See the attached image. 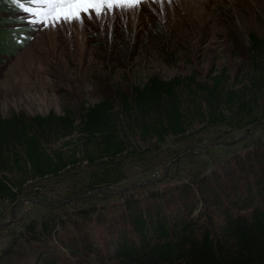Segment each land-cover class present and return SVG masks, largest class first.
Returning a JSON list of instances; mask_svg holds the SVG:
<instances>
[{
	"label": "rangeland",
	"instance_id": "obj_1",
	"mask_svg": "<svg viewBox=\"0 0 264 264\" xmlns=\"http://www.w3.org/2000/svg\"><path fill=\"white\" fill-rule=\"evenodd\" d=\"M1 2L6 9L0 11V30L15 43L26 42L10 56L0 51V116L60 114L63 107L77 113L116 86L142 83L152 74L193 75L208 85L219 75V114L231 117L241 98L251 104L255 120L244 118L252 122L240 128L205 123L198 116L206 109L201 94L186 92V133L156 145L131 129L124 154L105 164L121 179L98 186L92 173L102 164H86L74 145L79 160L67 170L29 183L12 203L0 202V264H16L17 251L29 255L33 249L52 251L60 264H116L107 259L100 236L127 223L126 199L153 204L159 194L167 209H177L183 199L193 209L190 217L205 220L204 213L213 217L218 199L200 195L196 180L213 186L224 202L234 180L237 186L243 174L264 173V116L258 114L264 109V54L257 59L259 70L247 52L249 32L264 37V0H148L136 11L114 9L100 19L85 18L82 26L56 27L30 24L35 17L10 0ZM60 142L53 146L75 143ZM43 223L46 232L35 233ZM26 225L33 232H25Z\"/></svg>",
	"mask_w": 264,
	"mask_h": 264
},
{
	"label": "trees",
	"instance_id": "obj_2",
	"mask_svg": "<svg viewBox=\"0 0 264 264\" xmlns=\"http://www.w3.org/2000/svg\"><path fill=\"white\" fill-rule=\"evenodd\" d=\"M5 9L0 0V11ZM9 34L0 30V51L7 56L26 42L15 43ZM247 42L253 65L261 70L257 59L264 54V37L249 32ZM222 83L219 75L212 77L210 86L196 81L193 75L161 79L152 74L142 83L116 86L109 95L102 94L98 101L81 106L77 113L63 107L60 114L49 110L28 116L11 111L0 116V202L12 203L29 183L67 170L79 160L78 149L73 153L74 145L81 148L86 164H102L97 166V173H92V185L119 181L121 175L112 176L114 168L105 164L114 163L124 154L128 131L137 130L145 139L153 138L156 145L167 136L181 138L186 133L191 126V114L182 107L186 92L201 94L206 109L196 114L205 123L232 122L234 128H240L252 122L246 123L244 118L255 120L251 104L241 98L235 100L237 108L231 117L219 114L224 105ZM258 114L264 116V109ZM71 140L75 143L67 147L68 151L53 146L59 141L68 146ZM194 184L200 195L207 194L212 202L218 199L213 217L204 213L208 215L205 220L193 219L189 216L193 209L183 199L177 209L164 208L168 201L165 203L159 194L153 204L126 199L127 223L121 222L123 227L119 229L110 227L100 236L103 247L109 250L107 259L116 264H264V173L258 171L249 178L243 174L237 186L234 180L233 189L224 193V202L213 186L197 180ZM26 226L25 232H33V225ZM39 229L35 233L46 232L47 225L43 223ZM14 259L16 264H60L48 250L33 249L29 255L17 251Z\"/></svg>",
	"mask_w": 264,
	"mask_h": 264
},
{
	"label": "snow or ice",
	"instance_id": "obj_3",
	"mask_svg": "<svg viewBox=\"0 0 264 264\" xmlns=\"http://www.w3.org/2000/svg\"><path fill=\"white\" fill-rule=\"evenodd\" d=\"M18 10L35 17L30 24L56 27L59 24L79 23L100 19L114 9L136 11L148 0H10Z\"/></svg>",
	"mask_w": 264,
	"mask_h": 264
}]
</instances>
